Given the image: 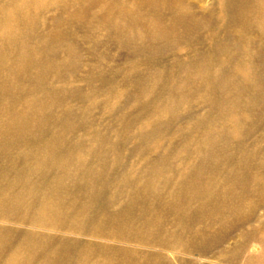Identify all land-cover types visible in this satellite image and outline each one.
I'll list each match as a JSON object with an SVG mask.
<instances>
[{
    "label": "bare ground",
    "instance_id": "bare-ground-1",
    "mask_svg": "<svg viewBox=\"0 0 264 264\" xmlns=\"http://www.w3.org/2000/svg\"><path fill=\"white\" fill-rule=\"evenodd\" d=\"M213 1L0 0V264H204L218 251L243 264L261 248L249 229L264 227V0ZM95 28L130 55L109 106L121 129L74 141L77 112L115 97L71 86Z\"/></svg>",
    "mask_w": 264,
    "mask_h": 264
},
{
    "label": "rangeland",
    "instance_id": "rangeland-1",
    "mask_svg": "<svg viewBox=\"0 0 264 264\" xmlns=\"http://www.w3.org/2000/svg\"><path fill=\"white\" fill-rule=\"evenodd\" d=\"M198 1L200 2L199 5L202 7V10L204 11L206 9H211L212 6L215 5V2L213 0H198ZM84 35H85V31L80 37L83 38ZM92 35H93V40L91 43H88L85 40H80L82 64L79 66V69L74 74L76 76L73 79V81H71V84H72L71 86H76V87H79L81 90H84L83 94L87 96L89 93L88 92L85 93V91L89 89L90 87L89 85H91L90 83H94L93 87L96 90H99L104 87L105 88L102 89V91L113 88L115 91L114 93L115 97H111V98L102 97L101 99H99L100 102L103 104L102 108H93L92 104L89 103V105H87V109L83 110L84 113L81 110L77 112V119H76L77 125H78L77 127L83 126V128L80 131H76L75 135L71 136V138H74V141H77L78 139L82 138L85 140V142H90L89 137H91L92 133L106 134L107 133L106 130L111 128L113 125L114 126L111 131V137L115 138L117 136V133H116L117 128L121 127L120 122L114 121V124L111 122L112 119L114 120L115 117L112 115V113H109V108L110 107L113 108L118 102H120L121 99L119 98L121 94L125 92L124 87L118 89L119 85L115 84V81L113 82L114 80L113 76L114 74H118L123 68L130 67L128 65V60L130 59L129 58L130 55L128 51L120 49L117 43V40L114 37L101 31L100 29L95 28L92 32ZM185 49H188V48H185ZM189 49L193 50L195 48L193 46V47H190ZM205 49L207 50V48ZM189 54L192 55V53H189ZM103 57H106L107 59H105V61L102 63ZM172 60L173 59L169 58L163 65H168V64L171 65ZM90 67H94L95 69V73L92 76L94 80H87L89 76V72H90V69H89ZM216 69H219V67H216ZM103 73H107V74H103ZM176 81L181 82V79L174 77L173 82H176ZM152 83H156L157 85V79L155 77L147 84L150 87ZM202 93L203 95H205L204 90H202L201 92H199V95L196 93V96L201 97ZM156 97H159V94H157ZM161 98L164 99V96H162ZM144 99L145 101L148 100L146 98ZM90 101H94V99H91ZM192 111L193 113H195V115H200L206 112V108L203 105H199L195 103L192 107ZM142 112L147 113V111H142ZM135 113H136V109L133 108L132 106L122 107L121 112H120V114H128L130 118H135ZM212 113L214 114L215 112H212ZM60 114H61L60 111L58 113L51 114L50 120L52 121V119L57 117V120H56L58 121L57 124L64 125L65 120L61 119ZM183 114H185L184 116L190 115V113H186V112ZM164 118H163V121H165L166 123L174 120V118L172 117L171 118L164 117ZM187 119L188 118L183 119V121H179L178 124L173 127V131L175 132L183 127L185 128L186 126L185 122ZM85 120H87V122H85ZM147 121L148 120H146V122ZM89 122H92L94 124L92 128L89 127ZM199 126L203 130L204 128L207 127L204 125H199ZM151 129L152 128L149 127L145 133H148V131H150ZM160 132L162 133L164 132V130ZM137 134H142V133L138 131H133L132 133H130V131L127 130L123 134L124 135L123 140H126L125 138L135 137ZM195 134H196V131H195ZM202 134L203 133L196 134L197 140L196 142H194L195 146L198 143V141L201 140ZM262 134H264V132L259 133L258 134L259 136L257 135L255 138L257 139V137H260ZM180 135L182 138L186 136L185 133H180ZM136 145L137 143L130 144L124 150L131 151L132 148ZM160 145H162V143ZM154 158H155V154H152L144 158H141V156H135L129 161L130 167H132L134 164V167L136 169L140 168L144 164V162L148 160L149 161L153 160ZM193 161L194 160H191L189 161V163H192ZM172 162H175V161H172ZM176 165L178 166V168L183 167L182 163L179 161ZM253 229L251 230L250 228L249 231L254 232L253 233L254 237L260 241L261 248L252 250L246 256H243V257L241 256V258H239V261L243 262V264H264V227L260 228L259 224L256 222L254 223ZM241 242H242V239L241 237H239V232L235 233L234 238L228 242L230 244H227L226 247H228V249H226L225 251H230V250L232 251V249L236 245L240 244ZM220 254L221 253H219L218 251L208 256L207 258H205L204 264H232L233 263V261L231 260V257L233 254L231 252L229 254H222V255Z\"/></svg>",
    "mask_w": 264,
    "mask_h": 264
}]
</instances>
